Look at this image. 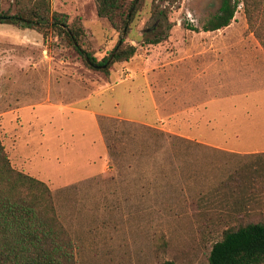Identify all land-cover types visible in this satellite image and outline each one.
Returning a JSON list of instances; mask_svg holds the SVG:
<instances>
[{"label": "rangeland", "instance_id": "374dc122", "mask_svg": "<svg viewBox=\"0 0 264 264\" xmlns=\"http://www.w3.org/2000/svg\"><path fill=\"white\" fill-rule=\"evenodd\" d=\"M16 1L29 6L37 0H0L2 9L14 13ZM46 1L52 12L81 20L98 59L116 44L94 0ZM151 2L145 0L128 36H121L136 54L109 75L86 67L51 34L43 40L35 31L0 24V139L11 166L51 190L76 264H205L211 244L234 224L206 221L204 211L219 205L214 190L264 154L227 151L262 142L253 135L256 121L239 127V139L207 130L203 100L194 99L198 83L193 100L174 97V57L222 38L260 44L242 7L222 37L201 31L220 0H157L167 17L151 15ZM158 23L164 40L138 44ZM194 61L187 68L202 67ZM258 97L245 101L264 109ZM263 205L249 207V215L263 213Z\"/></svg>", "mask_w": 264, "mask_h": 264}, {"label": "trees", "instance_id": "16d2710c", "mask_svg": "<svg viewBox=\"0 0 264 264\" xmlns=\"http://www.w3.org/2000/svg\"><path fill=\"white\" fill-rule=\"evenodd\" d=\"M144 2L94 0L98 18L106 20L117 35L116 44L100 59L89 47L81 20L52 12L46 0H37L29 6L16 1L14 13L4 11L0 2V24L35 31L43 40H48L51 34L74 50L86 67L109 75L115 64L128 62L136 54L137 48L124 39ZM156 3L157 0H152L151 15L167 17V11ZM240 6L249 29L264 49V0H220L217 13L202 25L201 31L216 32L228 27ZM164 38L162 23H158L143 32L138 44L154 46ZM256 158L254 163L234 171L214 190L219 205L204 211L206 221L234 224L211 244L205 264H264V212L249 215L255 205L264 204V198L263 201L258 198L264 195V154ZM0 264H76L74 243L60 221L51 190L42 181L11 166L1 139Z\"/></svg>", "mask_w": 264, "mask_h": 264}, {"label": "crops", "instance_id": "0c3cea01", "mask_svg": "<svg viewBox=\"0 0 264 264\" xmlns=\"http://www.w3.org/2000/svg\"><path fill=\"white\" fill-rule=\"evenodd\" d=\"M226 30L224 28L217 32L224 35ZM204 34H210V32H204ZM191 51L192 49H187L184 55L174 57L175 99L178 101L193 100L191 94L194 91L191 87L195 82L198 83L197 85L201 86V93L199 97L196 92L197 97L194 99L203 100L201 104L204 106V124L207 130L212 133L214 130L219 132L224 139L228 138L230 134L239 139V127L245 122L253 124L256 121L258 129L254 131L253 135L255 134L256 139L261 138L262 142L247 151H238L233 148H229L227 151L238 155L263 154L264 109L260 108L259 103V107L257 106L254 110L252 109L255 105L254 102L249 104L250 101H245L255 95H259L257 100L264 99L261 96L264 92V70L261 68V63L264 64L262 46L258 43L246 45L238 40L229 43L222 38L218 43H206L202 49L195 51L196 53ZM194 60L199 61L202 67L187 68L186 65L191 64ZM152 106L157 112V118L160 119L156 104L153 103ZM248 140L254 139L249 137ZM211 145L216 148L223 147Z\"/></svg>", "mask_w": 264, "mask_h": 264}]
</instances>
